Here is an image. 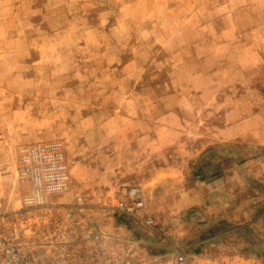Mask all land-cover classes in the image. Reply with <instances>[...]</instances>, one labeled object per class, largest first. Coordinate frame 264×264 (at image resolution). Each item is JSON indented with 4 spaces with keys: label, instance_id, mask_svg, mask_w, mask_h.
Wrapping results in <instances>:
<instances>
[{
    "label": "rangeland",
    "instance_id": "rangeland-1",
    "mask_svg": "<svg viewBox=\"0 0 264 264\" xmlns=\"http://www.w3.org/2000/svg\"><path fill=\"white\" fill-rule=\"evenodd\" d=\"M43 143L127 250L264 264V0H0V214ZM131 186L156 231L112 210Z\"/></svg>",
    "mask_w": 264,
    "mask_h": 264
},
{
    "label": "built area",
    "instance_id": "built-area-1",
    "mask_svg": "<svg viewBox=\"0 0 264 264\" xmlns=\"http://www.w3.org/2000/svg\"><path fill=\"white\" fill-rule=\"evenodd\" d=\"M15 159L16 173L30 192L21 209L0 214V264H193L176 246L173 254L136 253L97 231L92 215L82 213L83 199L68 195L71 178L61 143L20 147ZM62 196L68 204L60 203ZM112 210L157 230L137 186L122 190Z\"/></svg>",
    "mask_w": 264,
    "mask_h": 264
}]
</instances>
